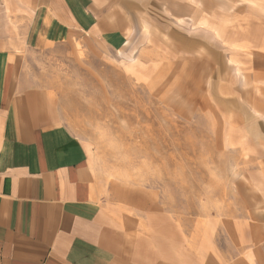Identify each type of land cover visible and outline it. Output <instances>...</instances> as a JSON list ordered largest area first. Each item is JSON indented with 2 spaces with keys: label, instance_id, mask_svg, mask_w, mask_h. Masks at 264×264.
I'll use <instances>...</instances> for the list:
<instances>
[{
  "label": "crops",
  "instance_id": "crops-1",
  "mask_svg": "<svg viewBox=\"0 0 264 264\" xmlns=\"http://www.w3.org/2000/svg\"><path fill=\"white\" fill-rule=\"evenodd\" d=\"M206 4L0 0V264H264V236L259 241L255 237L257 230L264 235V165H246L259 213L233 214L230 225L207 221L193 230L156 206L133 213L127 196L105 197L86 145L54 113L48 93L33 83L24 64L29 48L69 39L98 42L111 50L128 41H154L151 27L165 18L173 19L167 25L184 26L200 51H206L208 42L220 47L215 57H223L225 46L249 51L253 42L254 49L264 48V37L257 39L249 23L240 22L244 26L236 32L223 14L209 16ZM143 48L125 57L128 73L154 71L152 47ZM228 63L246 82L240 61L230 55ZM255 79L264 82V74ZM254 110L264 115L259 104ZM243 230L247 239L240 237Z\"/></svg>",
  "mask_w": 264,
  "mask_h": 264
},
{
  "label": "rangeland",
  "instance_id": "rangeland-1",
  "mask_svg": "<svg viewBox=\"0 0 264 264\" xmlns=\"http://www.w3.org/2000/svg\"><path fill=\"white\" fill-rule=\"evenodd\" d=\"M259 1L207 0L205 7L211 17L230 19L234 31L249 23L259 39ZM169 20L151 27L154 41L111 50L69 39L29 48L24 64L54 113L86 145L106 198L127 196L133 213L167 210L193 230L207 221L230 225L233 214L261 209L246 165H264V115L254 110V104L264 107V82L255 79L264 74V48L225 46L223 57H215L220 47L208 42L200 51L184 26ZM144 46L152 47L154 71L128 73L125 57ZM200 53L207 59L194 57ZM230 55L240 61L246 82L233 72ZM263 236L257 230L256 240Z\"/></svg>",
  "mask_w": 264,
  "mask_h": 264
}]
</instances>
